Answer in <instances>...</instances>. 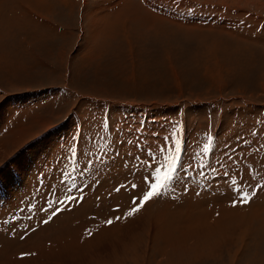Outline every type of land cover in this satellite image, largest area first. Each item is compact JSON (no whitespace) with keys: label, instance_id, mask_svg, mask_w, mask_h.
Segmentation results:
<instances>
[{"label":"rangeland","instance_id":"374dc122","mask_svg":"<svg viewBox=\"0 0 264 264\" xmlns=\"http://www.w3.org/2000/svg\"><path fill=\"white\" fill-rule=\"evenodd\" d=\"M148 173L160 195L140 207ZM13 253L264 264V0H0Z\"/></svg>","mask_w":264,"mask_h":264},{"label":"bare ground","instance_id":"6f19581e","mask_svg":"<svg viewBox=\"0 0 264 264\" xmlns=\"http://www.w3.org/2000/svg\"><path fill=\"white\" fill-rule=\"evenodd\" d=\"M143 170V169H142ZM141 170V171H142ZM147 173V172H146ZM161 180V179H160ZM137 183V185H138V189L140 190V191H144L145 189L147 190V189H149L150 187H144L143 185H140V182H136ZM182 196H184V197H186V195H182ZM157 211H159V210H157ZM73 224V223H72ZM75 224V223H74ZM78 225V224H77ZM80 226V225H79ZM105 229V228H104ZM49 230L50 229H42L41 230V232H39V234H41V235H44V236H47V237H49L50 235H49V233L51 232H49ZM67 230V229H66ZM76 231H77V229H75ZM79 230V229H78ZM98 230V229H97ZM70 231H72V230H70ZM80 231H81V229H80ZM79 232V231H78ZM99 232V231H98ZM106 232V231H105ZM56 233V232H55ZM74 233V232H73ZM100 233H102V232H100ZM57 234V233H56ZM77 234V233H76ZM51 236H52V234H51ZM53 236H55V235H53ZM78 236H80V235H78ZM76 237V236H75ZM86 237V236H85ZM74 238V237H73ZM71 239V238H70ZM63 240V239H62ZM72 240V239H71ZM74 241V240H73ZM3 242H5L4 244H3ZM10 244V245H9ZM1 245H3V247L1 248V250L2 249H4L5 247H6V245H8V250L13 246L12 245V242H8V241H4L3 240V238H2V244ZM43 245V244H42ZM76 245V244H75ZM45 247H46V245H44ZM57 246V245H56ZM81 246V245H80ZM79 246V247H80ZM58 247V246H57ZM95 247V246H94ZM42 248H43V246H42ZM99 248V247H98ZM39 249V248H38ZM38 249H37V251H38ZM44 249V248H43ZM46 249V248H45ZM56 249H58V248H56ZM75 250V249H74ZM96 250V249H95ZM23 251V250H22ZM33 251V250H32ZM35 251V250H34ZM58 251V250H57ZM23 252H25V250L23 251ZM22 252V253H23ZM100 252V251H99ZM2 253L3 254H5V252H3L2 251ZM27 253H29V250L27 251ZM32 253V252H31ZM31 253H29V255H31ZM44 253V252H43ZM18 254V253H17ZM24 254V256H26L25 254L26 253H23ZM33 254V253H32ZM35 254H37V253H35ZM15 256V254L13 253V254H11V255H2L1 256V258H0V264H4V263H7V262H11V259H12V257H14ZM33 257H34V255H33ZM32 256L27 260H21V264H32L31 263V261H36V260H34V259H36V257H34L33 258ZM15 259V258H14ZM13 260V259H12ZM15 261H16V259H15ZM20 261V260H19ZM49 261V260H48ZM13 262V261H12ZM11 262V263H12ZM39 262V261H38ZM37 262V263H38ZM99 263V262H98ZM15 264V263H14ZM97 264V263H96Z\"/></svg>","mask_w":264,"mask_h":264},{"label":"snow or ice","instance_id":"6c2138e0","mask_svg":"<svg viewBox=\"0 0 264 264\" xmlns=\"http://www.w3.org/2000/svg\"><path fill=\"white\" fill-rule=\"evenodd\" d=\"M153 167H155V166L153 165ZM157 171H158V169H157ZM140 175H141L142 181L145 184H148V183L151 182V180H152L151 173H148V174H140ZM172 179H174V177H172ZM132 187L133 188H136L137 186L135 184H133ZM160 187H161V185L158 184V183H150L149 191L145 192L144 195H143V198L139 200V206L142 207L146 201L152 199L154 196L160 195V191H159ZM241 202H247V201L242 198L241 199ZM233 206H235V202L233 203ZM58 211H59L58 209L57 210H54L52 214L53 215H56V213ZM136 211H139V207L134 208L131 212L127 213V215L130 216V215L133 214V212H136ZM117 219H119V217H117ZM112 222L113 221L111 219H109L107 221L108 224H111Z\"/></svg>","mask_w":264,"mask_h":264}]
</instances>
